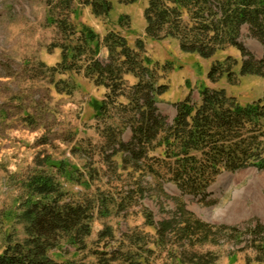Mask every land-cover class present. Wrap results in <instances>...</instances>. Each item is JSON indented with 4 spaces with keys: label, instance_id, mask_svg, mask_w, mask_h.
Here are the masks:
<instances>
[{
    "label": "trees",
    "instance_id": "1",
    "mask_svg": "<svg viewBox=\"0 0 264 264\" xmlns=\"http://www.w3.org/2000/svg\"><path fill=\"white\" fill-rule=\"evenodd\" d=\"M117 2L132 4L136 0ZM45 4L46 22L56 29L52 46L60 49V60L52 67L40 66L51 79L67 72L82 74L93 86L105 90L101 100L92 101V108L103 140L96 152L108 166L115 165L111 159L121 153L122 168L129 166L134 172L173 183L183 194L202 197L223 172L264 169V91L258 99L241 104L222 89L204 86L198 104L189 96L175 104L169 123L159 112L157 99L168 88L159 83V71L165 74L171 65H159L147 57L141 40L131 47L117 31L100 35L71 19L75 4L90 8L95 17L106 18L113 8L112 0H45ZM143 17L150 40H175L181 52L201 59L234 48L241 57L240 76H264V55L257 59L240 41L241 29L247 26L250 37L264 48V0H146ZM117 24L129 28L128 17L119 16ZM102 49L107 52L104 59ZM237 64L231 56L216 60L206 78L215 83L225 75L231 82ZM51 82L59 93L70 94L74 89L64 79ZM127 129L131 137L124 142L122 135ZM25 188L26 199L21 204L25 237L20 241L8 238L0 264H87L58 261L52 253L61 249L64 239L77 251L86 249L85 239L91 235L90 206L69 198L47 173H33ZM181 216L156 225L154 244L164 247L179 242L180 264H215L213 254L186 249L200 239L197 234L207 238L211 227L192 219L188 212ZM145 222L154 225L150 213L145 214ZM215 228L237 245L244 244L238 250H252L257 264L264 263L263 224L257 221L243 227ZM132 236H127L128 240L138 245L140 236ZM104 238L112 240L110 229L99 232L95 243ZM94 255L96 264H142L134 258L136 254L116 248Z\"/></svg>",
    "mask_w": 264,
    "mask_h": 264
},
{
    "label": "rangeland",
    "instance_id": "2",
    "mask_svg": "<svg viewBox=\"0 0 264 264\" xmlns=\"http://www.w3.org/2000/svg\"><path fill=\"white\" fill-rule=\"evenodd\" d=\"M112 3L106 18L95 17L90 8L75 4L71 19L100 35L117 31L131 47L141 40L147 57L159 65H171L165 74L159 71V83L168 88L157 99L158 110L169 123L175 104L188 96L198 104L204 86L222 89L241 104L262 95L264 76H240L241 57L234 48L208 59L183 53L175 40L158 42L146 37V0ZM121 15L128 17L129 28L118 26ZM56 39L55 27L46 22L45 0H0V253L8 238L20 241L25 237L21 218L25 182L33 173L43 172L52 175L69 198L89 205L92 214L86 249L77 251L64 239L61 249L52 253L58 261L96 264L94 253L116 248L136 254L134 258L142 264H180L179 242L164 247L154 244L156 225L188 212L211 228L207 238L197 234L200 239L186 249L213 254L215 264H247L246 259H250L248 264H257L252 250H238L244 244L237 245L215 227H243L257 221L264 225V169L223 172L202 197L183 194L173 183L134 172L129 166L122 168L121 153L112 157L115 165L108 166L96 152L103 140L92 108V101L101 100L105 90L93 86L82 74L67 72L50 78L40 63L52 67L60 60V49L52 46ZM240 41L257 59L263 57V46L250 37L247 26L241 29ZM106 53L102 49V59ZM227 56L238 62L233 67V81L223 75L219 81L209 82L210 65ZM59 79L73 84L70 94L56 91L51 81ZM130 137V130H125L123 141ZM146 213H150L153 226L146 224ZM104 229H110L112 240L104 238L96 244L97 234ZM131 235L140 236L138 245L130 243L127 236Z\"/></svg>",
    "mask_w": 264,
    "mask_h": 264
},
{
    "label": "crops",
    "instance_id": "3",
    "mask_svg": "<svg viewBox=\"0 0 264 264\" xmlns=\"http://www.w3.org/2000/svg\"><path fill=\"white\" fill-rule=\"evenodd\" d=\"M128 79H129V80H130V79L134 80L132 77H128ZM132 82H134V81H132Z\"/></svg>",
    "mask_w": 264,
    "mask_h": 264
}]
</instances>
